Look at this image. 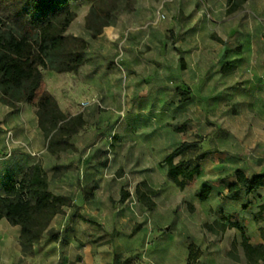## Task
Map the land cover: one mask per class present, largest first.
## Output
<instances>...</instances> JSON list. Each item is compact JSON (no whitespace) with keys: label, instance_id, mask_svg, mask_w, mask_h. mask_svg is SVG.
<instances>
[{"label":"rangeland","instance_id":"374dc122","mask_svg":"<svg viewBox=\"0 0 264 264\" xmlns=\"http://www.w3.org/2000/svg\"><path fill=\"white\" fill-rule=\"evenodd\" d=\"M202 6H206L205 0H128L129 8L117 14L112 23L134 11L138 30L132 39L127 35L125 43L116 41L112 55L95 49V42L84 28L89 3L70 2L76 18L67 33L87 40L89 59L120 55L117 61L126 57L132 69L118 74L101 72L96 77L84 74L83 88L69 80L56 96L59 101L70 98L75 112L83 115L85 127L70 138L76 145L68 155L100 151L99 164L106 170L111 206L121 201L133 210L139 193L148 192L145 185L138 188L137 182L149 176L158 188L152 196L159 209L164 207L163 196L167 198L171 192L167 200L175 220L178 214L185 215L191 241L199 243L203 264H246L239 232L230 225L239 222L250 237H256L250 216L264 201V187L249 194L240 191L234 201L227 186L234 182L235 169H250L246 166L248 157L256 156L263 146L264 113L258 103L241 102L237 96L238 75L221 70V63H214L217 58H211L213 63L204 67L205 72H201L203 68L187 70L183 61L175 60L176 53L181 56L176 45L185 41L186 25L199 18ZM25 11L28 19L35 17L30 6ZM0 16L13 22L18 14L10 5H0ZM211 16L209 9L203 10L204 20ZM160 56L166 70L159 65ZM180 92L186 94L187 101ZM84 103L87 105L83 107ZM183 142L198 144L197 150H189L184 159L199 164L202 172L190 186L180 190L159 168ZM205 185L212 191L205 202H200L196 195ZM221 223L226 226L224 231H220ZM206 225L212 226L211 231ZM141 255L137 253L128 260L118 256L113 264H141ZM23 263L20 260L19 264Z\"/></svg>","mask_w":264,"mask_h":264},{"label":"crops","instance_id":"0c3cea01","mask_svg":"<svg viewBox=\"0 0 264 264\" xmlns=\"http://www.w3.org/2000/svg\"><path fill=\"white\" fill-rule=\"evenodd\" d=\"M205 5L199 8V18L186 25L188 36L176 45L181 56L176 53L175 60L183 61L188 70L204 69L213 63L211 58H217L214 63H221V70L238 75L240 86L237 96L241 102L258 103L264 113V0H247L241 11L229 16L225 15V0H205ZM204 9L211 11L210 20L202 17ZM133 14L134 11L121 15L97 39H92L95 49H104L113 55L116 41L125 43L127 35L130 39L134 38L138 25L134 22ZM194 28L195 34L192 35ZM200 29L202 35L199 39ZM118 57L100 56L90 60L87 52L86 61L77 74H57L44 70L43 90L56 99L65 115H78L80 112H75L71 99L59 101L56 93L69 80L83 88L86 85L84 74L96 77L101 72L118 74L120 71L124 73V69L130 72L132 68L127 58L117 61ZM163 60L160 56L159 65L166 70ZM262 121L264 123V117ZM70 143L76 145L73 140ZM258 151L256 156L247 159L246 166L250 169L238 168L245 177L249 170H252L249 178L264 172V140ZM68 153L52 156L46 151L34 103L25 102L16 108H9L0 100V196H5V184L20 180L30 167L40 163L47 174L50 191L72 201V205L58 214L48 227L56 239L45 234L30 257L23 258L21 255L19 226H11L6 219H0V264H19L20 260L24 261L23 264H68L77 257L80 260L77 264H113L115 257L122 256L128 260L141 252L143 261H146L141 264H187L189 246H193L197 252V260L192 264L204 263L198 253L201 250L199 243L191 241L185 215L178 214L175 220L172 206L167 200L170 191L167 198L165 195L162 198L163 209H159L153 198L158 188L153 178L145 176L137 184L138 188L145 185L148 192L140 193L142 198L137 197L138 202L133 210L126 208L121 201L111 206L106 170L99 164L100 151L86 150L85 154L71 156ZM159 169L164 170L167 176L165 166ZM235 182L234 179L230 185ZM256 212L250 216L255 238L249 236L244 225L237 224L250 245L264 246L260 237V229L264 225L254 222ZM163 257L165 259L161 263L159 259Z\"/></svg>","mask_w":264,"mask_h":264},{"label":"trees","instance_id":"16d2710c","mask_svg":"<svg viewBox=\"0 0 264 264\" xmlns=\"http://www.w3.org/2000/svg\"><path fill=\"white\" fill-rule=\"evenodd\" d=\"M74 1L89 3L83 23L93 40L111 25L117 14L129 8L126 7L128 0H0L1 6L10 5L18 14L13 22L0 16V100L9 108L25 102L35 104L38 128L44 134L46 151L52 156L71 151L70 138L85 127L83 115L69 117L61 112L56 99L43 90L42 83L44 70L77 74L86 61L88 42L67 33L76 18L69 7ZM246 1L225 0V15L241 11ZM123 2H126L124 8L121 7ZM26 6L31 7L35 17L27 18ZM180 94L183 101H187L186 94ZM198 147L195 142H183L162 161L169 181L180 190L190 186L202 172L199 164L184 159L189 150ZM234 177L236 182L227 186L234 201L240 191L249 194L264 187V172L247 179L241 169H235ZM3 188L5 196H0V219H6L11 226H19L21 255L30 257L45 234L56 239L48 227L58 214L72 205V201L50 191L47 174L40 163L30 167L20 180L8 182ZM211 191V187L205 185L196 197L205 202ZM139 196L142 198L140 193ZM253 220L264 225V203L257 206ZM230 226L239 232V245L246 264H264V246L250 245L236 222ZM206 227L211 231V225ZM225 229L221 223L220 231ZM260 237L264 241V227L260 229ZM196 254L193 246H189L187 264L197 260ZM79 261L77 257L68 264Z\"/></svg>","mask_w":264,"mask_h":264},{"label":"built area","instance_id":"2783aa9c","mask_svg":"<svg viewBox=\"0 0 264 264\" xmlns=\"http://www.w3.org/2000/svg\"><path fill=\"white\" fill-rule=\"evenodd\" d=\"M87 105V103H84L82 106L84 107V106H86Z\"/></svg>","mask_w":264,"mask_h":264}]
</instances>
